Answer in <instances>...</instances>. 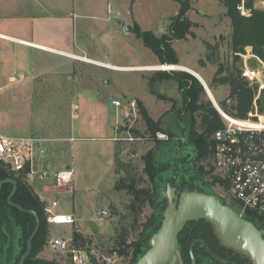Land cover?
I'll use <instances>...</instances> for the list:
<instances>
[{
  "label": "rangeland",
  "instance_id": "374dc122",
  "mask_svg": "<svg viewBox=\"0 0 264 264\" xmlns=\"http://www.w3.org/2000/svg\"><path fill=\"white\" fill-rule=\"evenodd\" d=\"M182 2L189 3L187 17L194 26L186 40L173 44L179 55V66L185 65L200 72L218 105L221 107L225 103L228 109L233 103L229 101L230 87L215 82L220 66L224 69L221 76H225L234 64L232 25L223 0H77L76 10L80 15L83 13L76 19L78 39L87 44L88 61L79 60L74 64L60 60L54 62V57L47 56L38 61L40 66L48 68L36 77V63L34 68L33 65L30 68L10 67L0 76L1 134L24 137L31 132V136L52 139L72 134L75 139L72 150L66 141H58L53 147L57 151V166L70 162L72 152L76 172L74 182L77 180L78 187L75 193L52 198L60 202V212L77 213V229L92 240L93 257L87 264H94L95 260L98 264H107L104 257H117L113 264L125 262L116 254H108L120 220L114 209L124 212L129 199L115 191L119 167L116 164L114 169L112 159L117 152L119 166L132 164L138 174L143 175L145 165L142 157L156 143L142 119L139 103L155 121H160L166 132L174 135L169 140L167 134L157 133L158 139L169 140L160 150L159 162L175 160L178 157L176 142L187 141L185 128L189 126L190 114L183 112L180 115L184 102L178 83L156 79V72L174 70L154 69L163 65L135 32L139 26L158 37L169 33L171 20L178 15ZM260 2L262 0H254L255 9H264ZM121 23L129 24L131 32L125 33ZM85 26L90 33L83 38L81 29ZM252 51L247 47L243 54ZM240 59L238 65L242 67ZM15 69L25 73L27 79L24 82L11 83L9 75ZM113 100H119L121 107H115L111 103ZM132 102H135V108L131 107ZM202 102L215 108L205 90ZM108 135L116 137L115 151L113 143L104 140ZM59 149L62 150L59 152ZM186 152L190 156L193 154L189 148ZM202 164L210 170L208 162ZM199 182L204 193L218 196L226 202L225 205L241 213L225 190L213 184L212 177L204 176ZM104 210L108 216L102 219ZM151 213V208H146L143 219ZM91 223L98 227V232L94 231ZM76 225H50V240L55 234L70 238ZM262 232L264 234V228ZM49 243L41 257L69 263V255L52 250ZM17 255L16 247L11 264Z\"/></svg>",
  "mask_w": 264,
  "mask_h": 264
},
{
  "label": "trees",
  "instance_id": "16d2710c",
  "mask_svg": "<svg viewBox=\"0 0 264 264\" xmlns=\"http://www.w3.org/2000/svg\"><path fill=\"white\" fill-rule=\"evenodd\" d=\"M240 2L241 0H223L222 2L232 25L231 44L234 64L228 68L225 76H221L224 69L220 66L215 82L228 84L230 87L229 101L233 103L228 109L225 108V103H222L221 107L234 117L245 119L253 106L256 88L250 86L249 82L243 78L242 67L238 65L241 60L239 54H243L247 47H251L254 54L264 59V9H255L254 0H247L246 5L252 9V14L244 17L237 8ZM189 9V3L182 2L178 15L171 20L169 33L161 37L136 26L137 37L143 40L145 46L156 55L161 65H180L179 55L173 44L175 41L186 40L192 34L194 23L187 17ZM156 74L158 75L156 79L173 80L178 83L184 102L180 115L183 112L190 114L189 126L185 128L187 141L176 142V148H174L178 157L175 160L159 162L160 150L174 138V135L166 132L160 125V121H155L142 103H139L140 114L156 146L142 157L145 165L143 175H139L132 164L119 166V155L115 153V165L119 167L117 169L119 179L115 191L125 194L129 199L124 212L114 209L115 215L119 216L120 220L112 241L113 246L108 249V254H116L124 259L123 264H136L150 248V240L161 228L164 213L168 207V200L163 196L168 187L175 188L180 193L184 191L204 193L199 182L204 176L212 177L213 184L223 186V182L213 175L214 141L212 137L217 130L224 127V122L216 108L202 102L205 88L203 89V85L195 76L185 71H158ZM261 106H263L262 103ZM158 132L167 134L169 140L166 142L158 139ZM187 148L193 153L192 156L187 153L188 151L186 152ZM204 162L209 163L210 170H207L203 164L200 165ZM190 165L193 167L188 168ZM26 172L14 173L0 162V184L8 179H13L18 184L12 202L26 211L36 212L41 220L40 229L32 244L31 256L25 264H73L70 258L69 263H63L41 257L50 241V224L45 212L46 204L28 182ZM228 188L229 186L226 189ZM13 191L14 186L11 183H5L0 189V264H11L16 247L18 255L13 257V264H20L27 250L28 240L37 228V220L33 215L8 204ZM222 202L226 204L225 201L222 200ZM148 207L151 208L152 213L143 219L144 210ZM244 218L254 223L261 231L263 230L264 219L257 213L246 211ZM71 237L77 248L86 249L91 254L93 250L91 239L77 228ZM195 239L205 241L215 253L232 264H253L248 257L222 245L213 225L205 219L188 222L179 231L178 251L182 264H191L190 245ZM195 255L198 264H220L200 244L195 247Z\"/></svg>",
  "mask_w": 264,
  "mask_h": 264
},
{
  "label": "built area",
  "instance_id": "2783aa9c",
  "mask_svg": "<svg viewBox=\"0 0 264 264\" xmlns=\"http://www.w3.org/2000/svg\"><path fill=\"white\" fill-rule=\"evenodd\" d=\"M237 8L244 17L252 14L246 0H241ZM239 56L243 61V78L250 86L256 88V93L253 106L245 119L236 118L216 106L224 127L217 130L212 137L214 175L223 182V190L241 209L242 216L246 211H252L264 219V59L253 51ZM24 79L25 76L18 72L10 76L12 83ZM112 104L121 107L119 100H113ZM131 107L135 108V102L131 103ZM45 141L39 137H12L0 133V162L17 174L28 169L26 178L29 183L33 181L45 184L51 181V190L59 193L71 191L75 178L72 168L64 170L45 168L47 156V150L43 145ZM57 206V201L46 204L48 223L74 225L76 223L74 215L56 212L54 209ZM101 215L103 219L108 216V212L102 211ZM49 244L52 250L68 254L73 264L91 262V254L86 249L77 248L72 237L58 236L51 239ZM117 260V257L115 259L104 257L107 264H113Z\"/></svg>",
  "mask_w": 264,
  "mask_h": 264
},
{
  "label": "crops",
  "instance_id": "0c3cea01",
  "mask_svg": "<svg viewBox=\"0 0 264 264\" xmlns=\"http://www.w3.org/2000/svg\"><path fill=\"white\" fill-rule=\"evenodd\" d=\"M260 4L264 5V1L260 2ZM76 8H78L77 0H0V76L10 67L30 68V66L33 65L32 67L34 68V64L36 63L38 64L34 69V76L36 77L45 72L48 68H46L45 65L40 66L38 61L39 58H46L47 56L54 57L52 58L55 60L54 62L60 60L62 62L66 61L74 64L79 60L88 61L89 55L86 53V50H88L87 44L79 41L76 22V19L81 17V15L83 16V13L80 15ZM109 8L110 6L108 7V12ZM81 32L83 38L88 37L87 35L90 33L87 26L82 27ZM28 43L36 47L30 46ZM96 62L100 61L96 60ZM181 66L202 77L200 72L185 65ZM58 67L61 69L63 68L61 65ZM14 72H18L25 76V79L22 80L23 82L27 79L24 72L15 69L11 74ZM11 74L9 75V79ZM200 82L205 88V91H207L206 88H209V85L206 81L203 79V82ZM212 101L214 102V99H212L211 102ZM216 104L218 105V103ZM213 105L216 108V105ZM115 110L117 109L115 108ZM24 137H39L46 140L43 144L47 150L46 162L44 164L45 168L49 170L72 168L75 172L72 152L70 162L57 166V151L53 147V144L58 143V141H66V143H70V150H72V143L75 142L72 134H70V136L64 135L62 139H52L44 138L41 135L31 136V132H29ZM104 140L106 143H113L114 151L116 150L115 142L117 140L115 136L108 135ZM61 150L62 149H59V152ZM115 153L116 152H114L112 159L114 169ZM51 183V181L45 184L33 181L30 182L35 192L46 204H51L53 201L58 202V206L54 209L56 212L74 215L76 223L70 226H75L78 221L77 213L75 211L70 213L60 212V202L52 197L54 195L59 197L65 193H75L76 187H78L77 180L73 183L71 191H64L62 193L51 190ZM58 236L61 235L55 234L51 239Z\"/></svg>",
  "mask_w": 264,
  "mask_h": 264
},
{
  "label": "water",
  "instance_id": "95a60500",
  "mask_svg": "<svg viewBox=\"0 0 264 264\" xmlns=\"http://www.w3.org/2000/svg\"><path fill=\"white\" fill-rule=\"evenodd\" d=\"M120 26L125 33L131 32L129 24L121 23ZM181 70L188 72L185 69ZM192 75L195 76L194 74ZM195 77L200 81L197 76ZM5 183H11L14 186V191L8 199V204L20 211L30 213L37 220V228L28 240L27 250L20 260V264H25L31 256L32 244L40 229L41 220L36 212L26 211L12 202V197L18 189L17 182L13 179H8L0 184V189ZM163 196L168 200V207L164 213L161 228L153 235L150 240V248L136 264H182L178 251L179 231L188 222L199 219H205L213 225L214 231L222 245L248 257L253 264H264L263 232L254 223L246 220L237 210L225 205L218 196L190 191L180 193L172 187H168ZM91 225L95 232L99 231L94 223H91ZM198 244L202 245L207 253L220 264H232L215 253L201 239L193 240L190 245L191 264H198V259L195 255V247ZM95 261L97 263V260Z\"/></svg>",
  "mask_w": 264,
  "mask_h": 264
},
{
  "label": "bare ground",
  "instance_id": "6f19581e",
  "mask_svg": "<svg viewBox=\"0 0 264 264\" xmlns=\"http://www.w3.org/2000/svg\"><path fill=\"white\" fill-rule=\"evenodd\" d=\"M28 45H30V46H33V47H36L35 45H33V44H29L28 43ZM40 48V47H39ZM109 67V66H108ZM154 69H161V70H179V69H185V70H188L187 68H185V67H181V66H176V65H163V66H159L158 68H154ZM188 71H190V70H188ZM191 73H193L195 76H197L199 79H200V81H202L203 82V79H202V77H200L198 74H196L195 72H193V71H190ZM202 79V80H201ZM205 81V80H204ZM206 92H208L207 94H208V96L210 97V99L212 100V99H214V97H213V95H212V93L210 92V90H209V88L207 87L206 88ZM213 102V101H212ZM214 103H215V105L220 109V106H218L216 103V101H215V99H214Z\"/></svg>",
  "mask_w": 264,
  "mask_h": 264
},
{
  "label": "flooded vegetation",
  "instance_id": "af4514ba",
  "mask_svg": "<svg viewBox=\"0 0 264 264\" xmlns=\"http://www.w3.org/2000/svg\"><path fill=\"white\" fill-rule=\"evenodd\" d=\"M226 260V259H225Z\"/></svg>",
  "mask_w": 264,
  "mask_h": 264
}]
</instances>
